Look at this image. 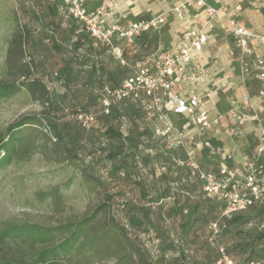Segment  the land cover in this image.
I'll return each mask as SVG.
<instances>
[{
    "label": "rangeland",
    "instance_id": "1",
    "mask_svg": "<svg viewBox=\"0 0 264 264\" xmlns=\"http://www.w3.org/2000/svg\"><path fill=\"white\" fill-rule=\"evenodd\" d=\"M51 2L0 0V82L36 78L47 88L44 100L25 86L0 97V136L14 121L32 122L15 131L13 157L0 168V229L11 224L36 229L8 237L0 264H39L41 250L73 232L68 249L50 257L56 264H214L222 248L238 260L253 256L264 264V207L224 218L221 201L199 189L188 191L181 169L193 162L217 175L222 165L231 169L245 161L242 151L252 148L236 131L249 124L236 123L231 110L254 109L264 128V95H258L262 85L254 67L258 56L264 58V44L251 42L245 53L221 21L216 24L206 66L200 63L206 85L197 87L179 75L171 88L186 100L202 92L200 107L211 120L202 127L193 116L174 113L162 94L159 103L143 95L104 103L106 87L183 39L173 15L139 40L111 47ZM231 4L240 12L248 9V26L264 34V0ZM15 33L21 35L22 53L12 46ZM84 114L93 119L84 122ZM226 147L235 148L236 159L232 151L224 153ZM98 207L95 218L84 223ZM185 220L187 231L181 227ZM214 222L216 232L210 228Z\"/></svg>",
    "mask_w": 264,
    "mask_h": 264
},
{
    "label": "built area",
    "instance_id": "2",
    "mask_svg": "<svg viewBox=\"0 0 264 264\" xmlns=\"http://www.w3.org/2000/svg\"><path fill=\"white\" fill-rule=\"evenodd\" d=\"M58 9L75 21L82 23L85 29L97 40L107 46L114 47L115 42L129 41L137 35L157 28L165 21L164 15L151 17L128 23L111 22L117 0H105L99 6L91 9L87 0H61ZM195 6L204 12V21L199 27H190L183 39L173 50L160 51L147 58L146 63L138 72L125 80L117 87L104 89V103L120 101L127 98H137L140 95L153 99L155 103L161 101L160 94L166 95L167 104L174 113L191 115L195 122L202 127L210 124V116L206 110L200 108L201 99L192 95L187 100L171 92L179 75L186 76L198 82L202 78L200 69L202 50L208 40V32L215 26L216 20H223L227 30L237 41L241 50L250 52L251 42L264 44V34L248 29L238 22L239 6L216 7L208 0H179L170 11L183 20L185 11ZM256 75L261 81L258 95H264V58L258 56L254 61ZM244 70H247L244 67ZM209 95V93L207 94ZM247 96L245 100H247ZM236 123L243 124L250 120L257 124V144L254 154L249 157L243 167L228 169L222 165L218 174L203 172L191 162L196 169L197 176L203 182L204 195L216 198L223 204L222 214L230 215L240 212L254 203L264 204V128L259 122L255 110L242 112L231 110ZM93 119L91 114H84V122ZM230 154H228L229 156ZM213 232L218 230L216 222L211 224ZM215 264H260L255 261L240 262L223 248L220 249Z\"/></svg>",
    "mask_w": 264,
    "mask_h": 264
},
{
    "label": "trees",
    "instance_id": "3",
    "mask_svg": "<svg viewBox=\"0 0 264 264\" xmlns=\"http://www.w3.org/2000/svg\"><path fill=\"white\" fill-rule=\"evenodd\" d=\"M52 2L51 7L56 10L57 12H59L61 15H64L65 13L60 11L58 9V7L62 4L61 0H51ZM67 15V14H66ZM76 29H74L73 31L75 32ZM148 32H144L141 33L139 35H137L135 38L137 40H139L142 36L146 35ZM11 43L12 46L14 45L15 47L18 46V51L19 53H22V38L20 34H14L12 39H11ZM21 66L23 64H20ZM28 73V72H26ZM24 75V74H23ZM132 75L126 76L125 78H123L119 83L114 84L112 86H108V87H117L119 86L123 80H125L126 78L130 77ZM20 86H25L27 88V90L35 96L36 91H39V94L37 96L38 99H45V96L47 95V88L45 86V84L36 78L30 79L26 82H21L19 84H16L14 82H0V97H4L7 96L9 94H12L16 91H18V89L20 88ZM103 97H104V91L102 93ZM126 100H131V99H126ZM29 119V118H28ZM27 123H32L29 120H26V118L24 119H19L17 121H14L12 123H10L7 128H6V136H0V168L4 167L5 165H7L12 157L13 154L15 152L16 149V142H17V138H16V134L15 131L18 130L20 127H22L23 125L27 124ZM188 165V163L186 164ZM185 167V168H184ZM181 169L183 170V172H185L184 174L186 175L185 178V187L188 189L189 192L193 193L196 189H199L201 191L202 194H204L203 191V182L202 180L197 176V172L196 169L194 167H188V166H184ZM185 170V171H184ZM192 176L193 181L189 183L188 177ZM264 174V173H263ZM256 207H264V204L261 203H254L252 205H250L248 208H246L243 211L240 212H234L232 215H238L240 213L245 212L248 209L251 208H256ZM99 207L92 212L91 214L87 215L84 217V223L91 221L92 219L95 218V216L97 215L98 211H99ZM223 209V204H221V212ZM222 216L225 218L229 215H223ZM134 219H136V221H141L142 218L140 216H134ZM187 225L188 222L185 220L184 222H182L181 227L187 231ZM34 231H36L35 227L33 226H19V225H7L5 227H3L2 229H0V250L2 248L3 243L5 242V240L12 236V235H20L22 233H30L33 234ZM76 238V233L73 232L70 234V236H68L67 238L63 239L62 241H60L56 246L52 247V248H45L43 250H41L35 260L36 263L39 264H56V261L52 260L51 258L53 256L58 255L59 252H65L68 247H69V243L72 239ZM207 245V248H210V246L208 245V242L205 241L204 242ZM227 252V251H226ZM228 254L232 255L231 253L227 252ZM219 253H217V255H214L213 257V262L215 264V261L218 257ZM180 256H185L184 254V249H182L180 251ZM212 256V255H211ZM233 256V255H232ZM51 257V258H50ZM234 257V256H233ZM208 258L205 260L208 263ZM235 258V257H234ZM238 260V259H237ZM240 262H248V261H255L258 262L257 260L253 259V256H250L246 259L243 260H239ZM184 263V262H182ZM174 264V263H172Z\"/></svg>",
    "mask_w": 264,
    "mask_h": 264
},
{
    "label": "crops",
    "instance_id": "4",
    "mask_svg": "<svg viewBox=\"0 0 264 264\" xmlns=\"http://www.w3.org/2000/svg\"><path fill=\"white\" fill-rule=\"evenodd\" d=\"M103 1L105 0H101L99 2H95V0H87V6L89 8L91 7H97L99 6ZM179 0H117L116 2V6H115V11H114V18L110 19L109 21H115V22H121V23H128V22H134V21H140V20H147L151 17L154 16H158V15H164L165 20L167 19V17L169 16V14L173 15L172 17H174V19H177V27L180 28V31L183 32L184 34H186L189 30L190 27H199L202 25L203 21H204V12L201 8H197L195 6H192L191 8H189L188 10L185 11V17L183 20H179L174 13H172V11H170V9L172 8V6H174ZM233 0H210V3L216 7H229V8H233L236 4H231ZM171 12V13H170ZM248 9L242 10L241 12H238L237 15V19L238 22L240 24H242L243 26H246L248 29L258 32V33H262L258 30H256L255 28H252L250 26H248L247 24V18L245 16H247ZM221 21V25L224 28V31L230 33L227 30V27L224 23L223 20H216L215 26L216 24ZM165 22V21H164ZM215 26L212 30H210L208 32L209 36H208V40L205 43L203 50H202V64L203 67L206 66V49L209 47V42L210 39L212 38V35L214 33V29ZM259 26V25H257ZM208 81V77H202L198 83H197V87H202L205 86L206 83ZM202 92H197L195 93V95H200ZM179 96L183 97L181 94L177 93ZM184 98V97H183ZM203 110V107H200ZM208 112V110H206ZM209 113V112H208ZM257 113V112H256ZM258 115V113H257ZM259 118V115H258ZM259 122H260V118H259ZM246 123H248L249 125H254L256 127H252V126H241L239 129H237V139L242 141L244 140L246 143H248V145L252 148L250 149L251 151H255V147L257 144V124H255L254 122L248 120ZM261 124V123H260ZM255 131V133H254ZM227 134H229V130H227L226 132ZM214 135H217V132H212L211 136L213 137ZM231 151L233 152L234 155V151L235 148L234 147H226L224 148V153L225 154H230ZM249 149H247L246 151H242V158L245 160H243L244 162L242 164H240L239 166L236 167H232L231 169L234 168H242L243 165L245 164L247 158H249L250 156V152ZM236 155H234V159ZM239 156V154H238Z\"/></svg>",
    "mask_w": 264,
    "mask_h": 264
}]
</instances>
